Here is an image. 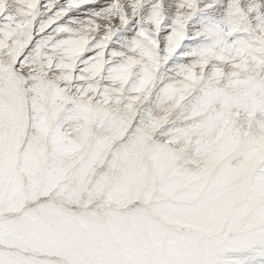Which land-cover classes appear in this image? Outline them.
<instances>
[{
	"label": "snow or ice",
	"instance_id": "snow-or-ice-1",
	"mask_svg": "<svg viewBox=\"0 0 264 264\" xmlns=\"http://www.w3.org/2000/svg\"><path fill=\"white\" fill-rule=\"evenodd\" d=\"M0 264H264V0H0Z\"/></svg>",
	"mask_w": 264,
	"mask_h": 264
}]
</instances>
